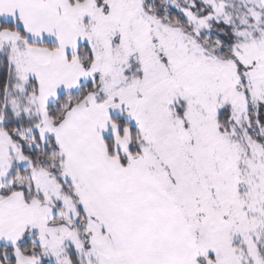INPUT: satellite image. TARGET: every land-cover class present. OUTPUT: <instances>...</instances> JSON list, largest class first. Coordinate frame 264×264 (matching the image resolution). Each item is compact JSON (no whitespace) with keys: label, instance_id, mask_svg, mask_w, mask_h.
Listing matches in <instances>:
<instances>
[{"label":"snow or ice","instance_id":"snow-or-ice-1","mask_svg":"<svg viewBox=\"0 0 264 264\" xmlns=\"http://www.w3.org/2000/svg\"><path fill=\"white\" fill-rule=\"evenodd\" d=\"M0 264H264V0H0Z\"/></svg>","mask_w":264,"mask_h":264}]
</instances>
